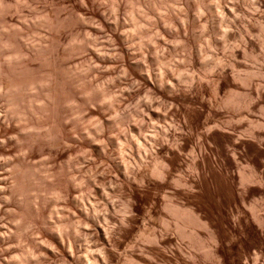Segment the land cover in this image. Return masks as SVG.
I'll return each mask as SVG.
<instances>
[{"label":"clouds","instance_id":"obj_1","mask_svg":"<svg viewBox=\"0 0 264 264\" xmlns=\"http://www.w3.org/2000/svg\"><path fill=\"white\" fill-rule=\"evenodd\" d=\"M190 11L0 0V264H264V0Z\"/></svg>","mask_w":264,"mask_h":264},{"label":"rangeland","instance_id":"obj_2","mask_svg":"<svg viewBox=\"0 0 264 264\" xmlns=\"http://www.w3.org/2000/svg\"><path fill=\"white\" fill-rule=\"evenodd\" d=\"M205 2H206V0H205ZM216 2L217 3H220V2H222V0H216ZM184 3L187 6H189V8L191 9V11L189 12V17L191 18L192 17V13L195 11L196 0H184ZM220 11H223V12L227 13V10L226 9H220ZM192 26L193 27L195 26V21H193V25ZM229 28H230V26L224 25V29H229ZM192 35H193V38L194 39L198 37V34L195 33V32H193ZM228 35H229V37L231 36V32L230 31H229ZM225 42H227L229 45H231L232 43H235L236 41L235 40L226 39V41H217V42L213 43L212 46L213 47H216L217 44H223ZM236 56H237V59L238 60L239 59H242V57H243V54L239 51V49H237V51H236ZM226 71H231V70L230 69H227ZM245 71H246L245 69L239 68L237 66V71L234 74L236 80L243 81L244 80V73H245ZM234 91H239V89L238 88L237 89H234ZM133 131L135 132V129H133ZM251 167L253 169L255 168L254 165H251ZM257 173H258V170H255V171H247V170H245V171H242L240 173V177L243 180L252 181V180H254L256 178ZM97 191H99V190H97ZM2 223L3 222H0V225H2ZM9 227H14V225L9 224ZM3 231H5V229L2 226H0V232H3ZM99 231L102 232L103 230L101 229ZM102 239H103V237H102ZM16 242H18V241H16ZM52 242L54 243L55 240L53 239ZM5 244H6L5 238L3 236H0V246H5ZM57 247H59V245H57ZM245 248H247V244H245ZM11 254L12 255H20V251L19 250L12 251ZM47 255L52 258V260L54 261V264H60V261L62 259L67 258V257L55 256L51 252L50 249L48 250ZM92 260H93V257L92 256H88V258H87V264H91ZM15 264H20V262L19 261H16Z\"/></svg>","mask_w":264,"mask_h":264},{"label":"bare ground","instance_id":"obj_3","mask_svg":"<svg viewBox=\"0 0 264 264\" xmlns=\"http://www.w3.org/2000/svg\"><path fill=\"white\" fill-rule=\"evenodd\" d=\"M55 243V242H54Z\"/></svg>","mask_w":264,"mask_h":264}]
</instances>
